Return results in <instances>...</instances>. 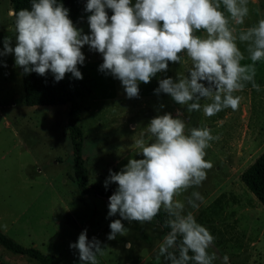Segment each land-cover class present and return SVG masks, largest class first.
Returning a JSON list of instances; mask_svg holds the SVG:
<instances>
[{
  "label": "clouds",
  "instance_id": "obj_1",
  "mask_svg": "<svg viewBox=\"0 0 264 264\" xmlns=\"http://www.w3.org/2000/svg\"><path fill=\"white\" fill-rule=\"evenodd\" d=\"M250 0H86L89 32L77 27L61 0H30V7L12 11L14 28L0 48L2 57L14 55V65L24 74L35 72L54 80L66 74L82 79L79 65L85 62L82 48L99 53L98 70L120 81L127 98H138L140 83L148 84L169 64H186L184 73L165 76L154 89L187 113L202 112L212 117L225 109L237 111L243 92L250 84L257 92V64L264 62V17L246 25ZM111 10V15L108 10ZM243 45V49L241 48ZM247 61V62H245ZM161 109L165 107L160 104ZM164 112L150 119L133 140L136 155L128 157L119 171L109 169L104 181L115 184L109 196L111 220L108 240L127 236L129 224L151 223L165 214L156 259L167 264H214L209 253L215 237L200 224L192 211L203 202L199 191L213 162L206 150L218 141L207 126L188 127L185 119ZM6 227V225L4 226ZM102 242L88 239L81 231L69 247L78 250L80 264H99ZM131 248V243L126 244ZM227 264L228 257H224Z\"/></svg>",
  "mask_w": 264,
  "mask_h": 264
},
{
  "label": "rangeland",
  "instance_id": "obj_2",
  "mask_svg": "<svg viewBox=\"0 0 264 264\" xmlns=\"http://www.w3.org/2000/svg\"><path fill=\"white\" fill-rule=\"evenodd\" d=\"M85 4L86 0H82L74 23L88 33ZM249 8L246 25L264 17V0H250ZM10 10L9 0H0V48L3 38L11 35L14 28ZM108 14H112L110 9ZM82 51L85 62L78 67L83 78L75 79L69 73L63 82L82 109L78 125L87 183L105 187L109 169L119 171L128 157L136 155L133 140L150 119L164 112L176 115L180 109V118L187 121L189 128L207 125L220 139L206 150L205 159L214 166L207 172L202 186L189 189L178 198L184 199L194 190L203 196L197 209L187 210L215 237L208 250L217 256L214 264H225V256L227 264H264V207L238 177L264 150V62L257 64L256 82L261 85V91L249 84L243 92L236 93L249 100L244 110L229 108L204 117L202 112L189 114L170 96L163 93L158 96L154 92L160 78H175L186 71V64L170 63L166 73H159L148 84L140 83L138 98L129 99L119 80L98 70L102 56L90 51L87 45ZM2 59L7 66H0V227L13 222L9 237L25 247L35 243L31 247L56 256L63 264H80L78 250L69 245L77 241L84 229L89 240L96 237L106 245L104 255L97 256L99 264H167L163 257L156 259L157 246L166 232L155 220L145 224L122 221L129 228L127 236L107 239L111 220L119 216H107L109 199L81 195L75 185L66 129L68 104L25 105L14 55ZM2 75L10 79L11 88ZM161 103L165 105L162 109ZM239 133L248 143L249 151L237 163L242 169L234 170L231 165L238 161L235 152ZM136 158L141 157L136 155ZM238 185L254 198L253 204L246 200L248 206H240L227 191ZM221 190L226 192L220 193ZM128 242L130 249L126 247ZM2 251L7 252L0 247ZM4 260L9 264H36L22 255Z\"/></svg>",
  "mask_w": 264,
  "mask_h": 264
},
{
  "label": "trees",
  "instance_id": "obj_3",
  "mask_svg": "<svg viewBox=\"0 0 264 264\" xmlns=\"http://www.w3.org/2000/svg\"><path fill=\"white\" fill-rule=\"evenodd\" d=\"M70 12L69 16L74 22L81 7L82 0H61ZM10 9L18 11L30 7V0H9ZM13 21V17H12ZM17 73L22 85V101L27 106L68 104L66 115V129L71 148L72 174L75 185L81 195L91 194L109 199L116 186L100 187L97 184L87 183L86 168L81 156L82 133L78 125L81 107L74 94L65 86L63 80L56 82L49 72L47 76H40L35 72L24 74L21 68ZM246 188L256 197L264 207V150L240 173L239 176ZM165 214L161 212L154 220L158 226L163 223ZM160 229L167 232V229ZM0 247L33 260L36 264H63L52 254H45L33 247H25L14 239L1 232Z\"/></svg>",
  "mask_w": 264,
  "mask_h": 264
},
{
  "label": "crops",
  "instance_id": "obj_4",
  "mask_svg": "<svg viewBox=\"0 0 264 264\" xmlns=\"http://www.w3.org/2000/svg\"><path fill=\"white\" fill-rule=\"evenodd\" d=\"M2 79H3V81L4 82H6L7 83V85L9 86L10 85V79L8 78V77H4L3 75H2ZM10 88H11V86H9ZM6 91H8L7 90V87H5L4 88ZM244 98H245V100H246V102H244ZM244 98L241 100V103H240V107L242 108V110H244L243 109V106L245 105V106H247V104H249V100L247 101V96L245 97L244 96ZM243 112V111H242ZM228 117H231V114H229V116ZM237 125H239L240 126V124H237ZM240 130H241V126H240ZM239 130V131H240ZM239 140H238V147H237V149H236V152H235V154L237 155L236 156V159L238 160L237 162H234L233 161V163H232V165H231V168H233L234 170L235 169H242V168H239L240 166H239V164H237L243 157H245L246 156V154H248V151H249V145H248V143L246 142V140L245 139H243V137H241V135H240V133H239ZM251 146V145H250ZM243 147H244V151H242V149H243ZM244 154H245V156H244ZM249 165V164H248ZM247 165V166H248ZM246 166V167H247ZM245 167V168H246ZM245 168H243L242 170H241V172L245 169ZM240 172V173H241ZM240 173L238 174V177L240 176ZM240 179V178H239ZM241 181V180H240ZM242 182V181H241ZM244 185V184H243ZM245 186V185H244ZM246 187V186H245ZM227 191H229V193L230 194H232L234 197H235V200L238 202V204L240 205V206H248V204H247V202H245L246 200H250V203L251 204H253L254 203V198L249 194V192H247V190H245L242 186H240V185H238V186H235V187H229V188H227ZM224 192H226V190H221V192L220 193H224ZM255 197V196H254ZM255 199H256V197H255ZM262 205V204H261ZM12 223L13 222H10V224H8V225H6V227H0V230H1V232H3V233H5L6 235L8 234V230H10L11 229V227H12ZM158 225V224H157ZM164 232V231H163ZM31 245H30V247L31 246H35V243H30ZM34 248V247H33ZM7 251V250H6ZM3 253H0V261L1 262H4V264L6 263V264H9V263H7L4 259L5 258H10V256H16V255H19V254H14V253H12V252H9V251H7V252H5V251H2ZM132 264H138V263H132Z\"/></svg>",
  "mask_w": 264,
  "mask_h": 264
},
{
  "label": "water",
  "instance_id": "obj_5",
  "mask_svg": "<svg viewBox=\"0 0 264 264\" xmlns=\"http://www.w3.org/2000/svg\"><path fill=\"white\" fill-rule=\"evenodd\" d=\"M12 12V10H10V13Z\"/></svg>",
  "mask_w": 264,
  "mask_h": 264
}]
</instances>
